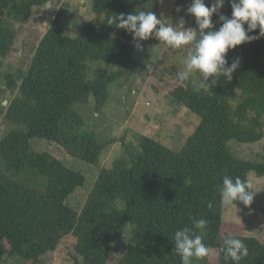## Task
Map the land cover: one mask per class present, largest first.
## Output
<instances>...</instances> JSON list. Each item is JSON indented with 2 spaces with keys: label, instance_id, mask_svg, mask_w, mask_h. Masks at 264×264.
<instances>
[{
  "label": "trees",
  "instance_id": "16d2710c",
  "mask_svg": "<svg viewBox=\"0 0 264 264\" xmlns=\"http://www.w3.org/2000/svg\"><path fill=\"white\" fill-rule=\"evenodd\" d=\"M89 1L102 20L90 21L71 37L59 11L26 68L7 73L0 88V114L12 126L0 139L6 163L0 171V264H47V254L70 236L76 240L71 264H107L112 245L128 230L125 253L113 264H182L174 233L187 227L199 234L195 219L207 221L204 243L210 255L203 264H234L221 251L228 236L248 248L240 264H264V243L246 236L242 225L223 220L219 192L224 176L248 181L251 172L264 176V162L239 158L230 148L231 141L264 139V38L229 50V66L240 60L230 82L221 77L206 90L188 80L169 90L173 101L201 117L180 150L144 134L134 143L125 135L100 142L74 105L89 104L93 96L101 112L110 86L142 64L135 59L132 34L105 23L109 15L138 11L141 0ZM50 2L0 0V59L11 54L17 38L7 21H26L36 7ZM231 13L229 2L213 16L216 29L219 15L230 18ZM258 33L259 28L250 35ZM92 61L117 67L93 75ZM117 142L123 154L107 167L104 156ZM63 159L97 169L95 181L86 187L88 176ZM26 168L47 178L45 192L19 181ZM81 190L83 200L76 201ZM251 205L237 203L244 210Z\"/></svg>",
  "mask_w": 264,
  "mask_h": 264
},
{
  "label": "rangeland",
  "instance_id": "374dc122",
  "mask_svg": "<svg viewBox=\"0 0 264 264\" xmlns=\"http://www.w3.org/2000/svg\"><path fill=\"white\" fill-rule=\"evenodd\" d=\"M178 1L163 0L161 3L160 0H141L139 10L156 12L159 18L163 15L165 19L170 18L173 24L183 17L187 22L186 27L195 28V18L186 11L191 0H182L177 5ZM212 2L213 0H205L206 6H210ZM229 2L230 0H225L221 10ZM177 8L180 11H177ZM59 11L62 14L65 32L71 37L80 35L90 21L104 18L103 14L93 12L92 2L89 0H51L45 6L36 7L33 15L26 21H7V25L17 32V38L11 54L0 59V88L5 87L4 77L7 73L14 74L26 68L33 56L35 46L38 45ZM139 43L142 49L138 50L135 47V59L142 64L127 70L124 77L110 86V99L104 109L97 112L93 96L89 104L78 102L74 108L84 117L86 129L96 133L100 142L125 135L128 142L134 143L137 141L136 135L144 134L178 151L201 123L200 116L194 114L185 105L173 101L169 95L171 88L184 84L177 79V73L184 69L185 52L167 48L154 38ZM145 61L152 62L153 71L146 70ZM89 67L91 74L95 75L99 71L108 73L114 71L117 66L92 61ZM201 79L199 74H193L189 81L195 87L205 88L202 87ZM7 104L8 100L3 101V105L7 106ZM11 127L4 121L3 114H0V139ZM42 147L50 151L47 144L43 143ZM230 148L239 158L264 162V139L248 144L231 141ZM122 154L121 142L114 143L104 156L103 163L111 167L113 161ZM63 161L88 176L86 187L95 181L97 169L87 166L80 160L63 159ZM5 170L6 163L0 158V171ZM248 176L259 191L253 199L251 208L244 210L235 204L223 205L222 217L226 222L242 225L246 236L256 237L264 243V176H257L254 172L249 173ZM18 179L39 192H45L47 189V178L33 169H24ZM83 195L85 193L82 190L79 191L76 201H82ZM128 232L129 230L126 231V235ZM199 234L205 242L206 230L203 229ZM125 237L112 245L113 249L107 264L116 263L123 256L127 246ZM75 242L72 236L64 239L56 252L47 254V264H71L70 256ZM203 263V259H193V264Z\"/></svg>",
  "mask_w": 264,
  "mask_h": 264
},
{
  "label": "clouds",
  "instance_id": "9594fccd",
  "mask_svg": "<svg viewBox=\"0 0 264 264\" xmlns=\"http://www.w3.org/2000/svg\"><path fill=\"white\" fill-rule=\"evenodd\" d=\"M160 2L163 3V0ZM224 3L225 0H213L210 6H206L205 0H191L186 11L195 18V28L186 27L187 22L183 17L173 24L170 18L165 19L162 15L158 19L156 13L150 10H136L127 15H109L105 23L132 34L138 50L142 49L139 42L150 38L158 40L167 48L183 50L186 55L184 69L177 73V79L186 82L193 74H199L202 87L210 90L221 77L230 82L232 74L240 65L239 58H236L229 66V50L264 38V0H230L231 17L219 15L220 27L216 29L212 17L220 13ZM177 11L180 9L177 8ZM258 28V35H250ZM145 64L147 71H153L151 61H145ZM219 192L224 206H237V203H240L249 207L259 191L251 181L241 180L239 177L233 180L224 176ZM206 225L205 219L193 220L194 229L202 231ZM174 242L182 264H193L194 258L202 260L210 255L202 235L190 228L175 231ZM221 251L224 252V259L230 258L234 264H240V261L248 256V248L243 241L231 236L223 239Z\"/></svg>",
  "mask_w": 264,
  "mask_h": 264
}]
</instances>
